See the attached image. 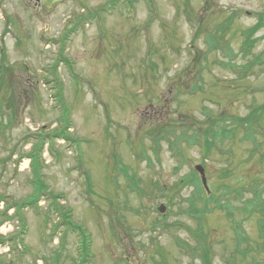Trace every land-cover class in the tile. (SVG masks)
Wrapping results in <instances>:
<instances>
[{"label":"rangeland","instance_id":"rangeland-1","mask_svg":"<svg viewBox=\"0 0 264 264\" xmlns=\"http://www.w3.org/2000/svg\"><path fill=\"white\" fill-rule=\"evenodd\" d=\"M262 18L264 0H0V264H264ZM197 166L220 201L201 227Z\"/></svg>","mask_w":264,"mask_h":264},{"label":"trees","instance_id":"trees-1","mask_svg":"<svg viewBox=\"0 0 264 264\" xmlns=\"http://www.w3.org/2000/svg\"><path fill=\"white\" fill-rule=\"evenodd\" d=\"M263 19L264 18H262L261 19V25L260 26H257V27H255L254 29H253V31H252V33H251V39L253 40V36H254V33L255 32H257L261 27H263V24H264V21H263ZM229 26H230V24H229ZM228 26V27H229ZM209 36H211V37H209V39H208V43H209V45H210V48L212 49V48H216L217 49V47H216V45L212 42V38L214 37V35L212 34V35H209ZM250 38V37H249ZM255 40V39H254ZM255 42V41H254ZM215 49V50H216ZM218 50V49H217ZM64 118V120H65V122L63 123V129L61 130V131H59V132H56L53 136H54V138L55 139H57V138H59V139H67L68 137H69V135H67V133H68V126H69V118L66 116V117H63ZM249 128V127H248ZM247 128V130H248V132H251V131H249V129ZM219 132H220V134H219ZM194 135H195V133H193ZM226 134H228V133H226V131H214V132H212V135H213V137H212V139L211 138H209V136H207V138H206V147H208V149H207V153L209 154L210 152H211V147L212 146H214V145H216L215 143H216V138L217 137H219V135H221V137H222V135H223V137L224 138H226ZM195 138H196V135H195ZM198 139V138H197ZM196 139V140H197ZM253 141L256 143V144H258L257 142V139H256V137L255 138H253ZM45 145V142H41V144H40V146H44ZM42 149V148H41ZM41 150L38 152L37 151V149H36V153L35 154H41ZM36 171V170H35ZM189 182V181H188ZM188 185H192V186H194L195 187V189L196 190H194V193H193V196L191 197V199H189L190 200V202H191V211L192 212H196L195 213V215H197V216H199V218L197 219L198 220V222H199V227H201V226H203V214H205L206 212H211L212 211V209L211 208H209L208 209V207H206V206H204V208H201V209H197V204H198V202H204V203H207L208 201L210 202V203H215L216 205H218V204H220L219 202V199L216 197V195L214 194V193H212V191H211V193H210V195L208 196V193L210 192H207L206 190H204V188L202 187V186H200V184L199 183H194V182H190ZM202 195H204L205 196V198L203 199V196ZM239 198H241L240 196H239ZM247 203H252L251 201H249V202H247ZM244 211L245 212H247V209L246 208H244ZM201 230V229H200ZM86 249H87V247H86ZM86 249H84V253H86ZM205 254L208 256V254H207V252H205ZM58 255H61V253L60 254H58ZM207 258H205V261L207 262ZM59 261V260H58ZM82 264V263H81Z\"/></svg>","mask_w":264,"mask_h":264},{"label":"water","instance_id":"water-1","mask_svg":"<svg viewBox=\"0 0 264 264\" xmlns=\"http://www.w3.org/2000/svg\"><path fill=\"white\" fill-rule=\"evenodd\" d=\"M196 170L200 173V175H201V177H202L203 185L206 187V189H208V188H207V179H206V175H205V170H204V168L201 167V166H197V167H196ZM159 211H160L161 213H164V212H165V207H164V206H161V207L159 208Z\"/></svg>","mask_w":264,"mask_h":264},{"label":"flooded vegetation","instance_id":"flooded-vegetation-1","mask_svg":"<svg viewBox=\"0 0 264 264\" xmlns=\"http://www.w3.org/2000/svg\"><path fill=\"white\" fill-rule=\"evenodd\" d=\"M1 262V261H0Z\"/></svg>","mask_w":264,"mask_h":264}]
</instances>
